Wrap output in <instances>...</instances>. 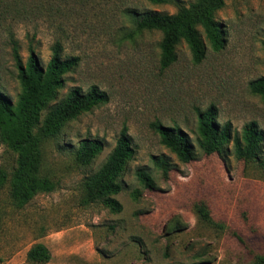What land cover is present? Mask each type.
Returning <instances> with one entry per match:
<instances>
[{
  "label": "rangeland",
  "instance_id": "1",
  "mask_svg": "<svg viewBox=\"0 0 264 264\" xmlns=\"http://www.w3.org/2000/svg\"><path fill=\"white\" fill-rule=\"evenodd\" d=\"M188 5L193 0H180ZM11 5V3H10ZM0 7V86L12 103L21 87L13 58L16 42L21 61L33 54L45 66L56 41L63 59L76 58L64 76L61 99L72 88L92 86L108 101L69 122L45 144L43 171L51 192L35 195L23 207L9 198V180L17 154L0 140V264H29L27 251L44 244L47 264H254L264 253V170L255 159L231 153L205 156L196 143L197 110L216 109L220 124L234 133L256 122L264 133V96L250 84L264 78V0H228L217 12L226 44L192 62L185 43L167 69L159 66V32H136L131 13L173 14V5L146 0H66L44 7ZM181 129L195 159L184 164L161 145L154 122ZM134 154L120 177L114 213L100 201L87 200L83 182L105 163L122 130ZM83 139L100 140V154L88 165L74 152ZM264 146V145H263ZM171 164L167 176L153 164ZM151 173L155 191L137 181L135 172ZM198 205L209 211L201 220Z\"/></svg>",
  "mask_w": 264,
  "mask_h": 264
},
{
  "label": "trees",
  "instance_id": "2",
  "mask_svg": "<svg viewBox=\"0 0 264 264\" xmlns=\"http://www.w3.org/2000/svg\"><path fill=\"white\" fill-rule=\"evenodd\" d=\"M61 4L66 0H0V7H21L32 3L39 8L52 2ZM152 5H173V14L152 11H133L131 20L136 32H159V66L167 69L177 59V47L185 43L192 62L200 64L206 57L207 44L213 52L224 49L226 40L222 25L216 14L228 0H193L188 5L180 0H146ZM11 3V5H10ZM13 44V58L18 71L21 91L12 103L0 86V140L17 154L16 168L9 180V198L20 208L41 192H51L55 185L43 171L45 144L56 139L65 126L83 113L108 101L105 92L92 86L87 92L79 88L70 89L59 99V91L64 85V76L77 65L76 58L63 59L61 43L56 41L51 49V58L45 66L31 51L26 62L18 54L16 42ZM264 50V41L262 42ZM250 92L264 96V78L250 84ZM161 145L176 156L178 161L189 164L194 161V148L187 135L177 127H169L160 122L151 124ZM196 143L205 156H222L229 151L237 160L255 159L264 170V133L256 122L246 124L238 135L231 123L220 124L216 119V109L212 105L205 110H197ZM100 140L83 139L74 152L75 160L81 165L90 164L102 151ZM134 150L127 129L122 128L114 148L105 163L83 182L87 200L100 201L114 213L121 211V204L113 197L120 193V177ZM154 166L164 176L171 170V164L161 157H152ZM137 181L144 189L155 191L150 172L138 169ZM6 183V175L0 171V186ZM201 220L210 222L209 211L198 205ZM51 259L48 248L42 243L30 247L26 254L29 264H47ZM254 264H264V253L254 257Z\"/></svg>",
  "mask_w": 264,
  "mask_h": 264
}]
</instances>
